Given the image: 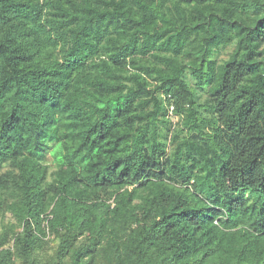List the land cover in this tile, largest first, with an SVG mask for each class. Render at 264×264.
I'll use <instances>...</instances> for the list:
<instances>
[{"label":"trees","instance_id":"16d2710c","mask_svg":"<svg viewBox=\"0 0 264 264\" xmlns=\"http://www.w3.org/2000/svg\"><path fill=\"white\" fill-rule=\"evenodd\" d=\"M3 213L0 264H264V0H0Z\"/></svg>","mask_w":264,"mask_h":264},{"label":"rangeland","instance_id":"374dc122","mask_svg":"<svg viewBox=\"0 0 264 264\" xmlns=\"http://www.w3.org/2000/svg\"><path fill=\"white\" fill-rule=\"evenodd\" d=\"M232 51V47L227 48L226 50L222 51L220 53V55L218 56V60H224L227 58V54H229ZM177 118L174 117L173 123L175 124L177 122ZM52 169V167H51ZM14 220L11 218L10 214L8 213H3L2 216L0 217V232L6 228L9 227L11 225H14ZM16 230H18L16 228ZM56 247V241L54 239L49 238L48 241V246L42 247V251L40 252V254L42 255L41 257L45 258L50 256L54 249ZM16 264H18V262H16Z\"/></svg>","mask_w":264,"mask_h":264},{"label":"built area","instance_id":"2783aa9c","mask_svg":"<svg viewBox=\"0 0 264 264\" xmlns=\"http://www.w3.org/2000/svg\"><path fill=\"white\" fill-rule=\"evenodd\" d=\"M168 109H169V117H173V116H172L173 105H169ZM175 118H176V117H175ZM172 119L174 120V118H172Z\"/></svg>","mask_w":264,"mask_h":264}]
</instances>
